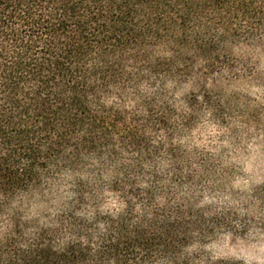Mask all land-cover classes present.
Returning <instances> with one entry per match:
<instances>
[{"label":"trees","instance_id":"16d2710c","mask_svg":"<svg viewBox=\"0 0 264 264\" xmlns=\"http://www.w3.org/2000/svg\"><path fill=\"white\" fill-rule=\"evenodd\" d=\"M262 41L264 0H0V264H243L193 249L264 235V184L216 203L185 140Z\"/></svg>","mask_w":264,"mask_h":264},{"label":"rangeland","instance_id":"374dc122","mask_svg":"<svg viewBox=\"0 0 264 264\" xmlns=\"http://www.w3.org/2000/svg\"><path fill=\"white\" fill-rule=\"evenodd\" d=\"M233 56L242 61L246 74L219 85L212 97L220 105L218 121L204 112L185 143L221 160L228 175L224 192L215 201L239 207L237 197L250 195L264 184V41L252 49H236ZM188 92L182 89L179 97ZM52 209L49 202L34 201L28 215L45 216ZM193 251L243 264H264V235L255 230L244 238L224 235Z\"/></svg>","mask_w":264,"mask_h":264}]
</instances>
